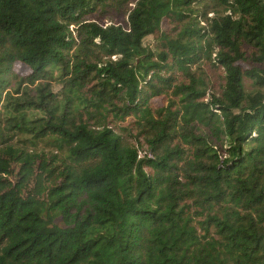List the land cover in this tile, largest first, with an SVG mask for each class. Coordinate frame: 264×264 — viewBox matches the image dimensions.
<instances>
[{
  "label": "trees",
  "instance_id": "obj_1",
  "mask_svg": "<svg viewBox=\"0 0 264 264\" xmlns=\"http://www.w3.org/2000/svg\"><path fill=\"white\" fill-rule=\"evenodd\" d=\"M0 264H264V0H0Z\"/></svg>",
  "mask_w": 264,
  "mask_h": 264
},
{
  "label": "rangeland",
  "instance_id": "obj_2",
  "mask_svg": "<svg viewBox=\"0 0 264 264\" xmlns=\"http://www.w3.org/2000/svg\"><path fill=\"white\" fill-rule=\"evenodd\" d=\"M201 25H204V23H201ZM163 28H164L165 31H168L169 30L166 23L164 24V27ZM153 44H155V40L153 41V39H149L146 42V45H153ZM11 69H12V72L14 74H17V75H19L21 77L28 76V75H30L32 73L31 69L29 67L25 66L22 63H15L14 65H12ZM53 87H54V90H55L56 93H58L60 91V86H58V84L53 83ZM8 88H9V86L6 84L4 86V91L6 92L8 90ZM11 91H13V90H11ZM153 104L156 107H159V106H162L164 104V102H163L162 99H155L153 101Z\"/></svg>",
  "mask_w": 264,
  "mask_h": 264
}]
</instances>
